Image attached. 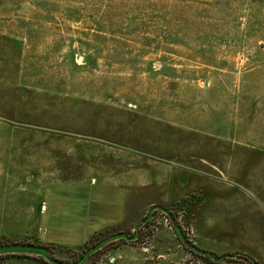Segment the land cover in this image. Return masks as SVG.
<instances>
[{
  "label": "rangeland",
  "instance_id": "1",
  "mask_svg": "<svg viewBox=\"0 0 264 264\" xmlns=\"http://www.w3.org/2000/svg\"><path fill=\"white\" fill-rule=\"evenodd\" d=\"M240 202L264 210V0H0V264H188L178 236Z\"/></svg>",
  "mask_w": 264,
  "mask_h": 264
},
{
  "label": "crops",
  "instance_id": "2",
  "mask_svg": "<svg viewBox=\"0 0 264 264\" xmlns=\"http://www.w3.org/2000/svg\"><path fill=\"white\" fill-rule=\"evenodd\" d=\"M251 204L246 202L230 203V207H228L230 211L227 212H201L199 219L204 220L198 229L195 247L218 255L241 252L259 264H264V210L257 213L254 208L249 206ZM211 214L222 219L231 218L232 223L223 228L218 226V229L214 230L210 227L211 224L207 223ZM222 232L226 235H223Z\"/></svg>",
  "mask_w": 264,
  "mask_h": 264
},
{
  "label": "trees",
  "instance_id": "3",
  "mask_svg": "<svg viewBox=\"0 0 264 264\" xmlns=\"http://www.w3.org/2000/svg\"><path fill=\"white\" fill-rule=\"evenodd\" d=\"M175 229H176L175 230L176 234H178L179 233L177 232L179 231L178 228L176 227ZM178 237L181 240L182 244L185 245V247H187L189 253L192 255V260H189L188 264H259L253 259L244 257L242 255H227V254L218 255L200 250L193 245H190V247H188L186 244H184V240L181 238V236L179 235ZM241 258L244 263L236 262V259H241Z\"/></svg>",
  "mask_w": 264,
  "mask_h": 264
}]
</instances>
